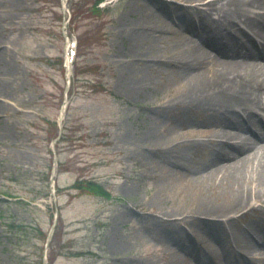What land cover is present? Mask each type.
<instances>
[{"label": "rangeland", "instance_id": "374dc122", "mask_svg": "<svg viewBox=\"0 0 264 264\" xmlns=\"http://www.w3.org/2000/svg\"><path fill=\"white\" fill-rule=\"evenodd\" d=\"M130 1L105 0L100 7L107 8L96 11L95 0H0V40L9 48L0 77L12 81L3 95L24 111L0 102V264H43L44 257L45 264H193L183 236L173 233V244L159 246L162 232L151 218L162 198L185 209L196 189L133 145L150 125L151 107L178 80L167 66L132 61L124 21L138 12L123 15ZM154 1L172 14L185 6ZM165 40L152 55H167ZM130 81L138 94L128 93ZM171 113L164 126L172 125ZM153 127L144 142L163 138ZM140 167L152 178H141ZM77 181L104 193L75 191Z\"/></svg>", "mask_w": 264, "mask_h": 264}, {"label": "bare ground", "instance_id": "6f19581e", "mask_svg": "<svg viewBox=\"0 0 264 264\" xmlns=\"http://www.w3.org/2000/svg\"><path fill=\"white\" fill-rule=\"evenodd\" d=\"M172 1L185 6L172 14L154 0H131L123 11L138 12L124 21L132 61L167 66L178 80L151 107L150 125L133 145L196 189L185 209L159 200L160 213L151 218L162 232L159 246L173 244L174 233L187 239L193 264H213L212 257L221 260L216 264H264V0ZM167 38V55H152ZM8 50L0 40V59ZM11 85L0 77V102L23 114L3 95ZM129 85L128 93L138 94L135 82ZM153 126L163 138L144 142ZM138 173L152 178L141 167Z\"/></svg>", "mask_w": 264, "mask_h": 264}, {"label": "trees", "instance_id": "16d2710c", "mask_svg": "<svg viewBox=\"0 0 264 264\" xmlns=\"http://www.w3.org/2000/svg\"><path fill=\"white\" fill-rule=\"evenodd\" d=\"M101 1H102V0H95V2L92 4L93 8H94L96 11H104V10H105V8H104V9H100V8L98 7V3H100ZM79 185H80V183H79V181H77V182L74 184V186H73V188H74L76 191H78V192H79V189H80V190H88V191H90V192H92V193H95V194L104 193L102 187H101L99 184H95V183H93L91 186L86 185L85 188H79Z\"/></svg>", "mask_w": 264, "mask_h": 264}]
</instances>
